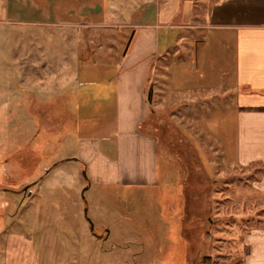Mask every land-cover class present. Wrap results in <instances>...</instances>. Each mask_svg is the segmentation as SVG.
I'll list each match as a JSON object with an SVG mask.
<instances>
[{
    "label": "rangeland",
    "instance_id": "obj_1",
    "mask_svg": "<svg viewBox=\"0 0 264 264\" xmlns=\"http://www.w3.org/2000/svg\"><path fill=\"white\" fill-rule=\"evenodd\" d=\"M57 30L14 21L0 0V264H31L34 250L35 264H245L243 229L263 213L251 203L247 170L223 164L218 141L200 130L204 112H191V129L182 119L180 133L162 119L159 152L170 171L161 188L90 187L69 159L102 119L103 103L78 82L62 83L79 71L88 79L105 54L98 46L110 50L116 38ZM40 207L44 240L15 249L14 236L31 240Z\"/></svg>",
    "mask_w": 264,
    "mask_h": 264
},
{
    "label": "crops",
    "instance_id": "obj_2",
    "mask_svg": "<svg viewBox=\"0 0 264 264\" xmlns=\"http://www.w3.org/2000/svg\"><path fill=\"white\" fill-rule=\"evenodd\" d=\"M8 1L18 23L54 27L63 36L89 30L116 38L108 54L98 46L105 54H97L88 79L79 71L62 83L78 82L79 91L96 92L92 98L103 103L96 111L104 113L102 119L92 123V135L81 137L69 159L85 168L90 187L161 188L170 171H163L159 152L162 119L180 133L182 119L191 129L197 122L191 112H204L199 128L218 141L221 162L252 178L256 198L250 200L263 215L248 222L242 243L245 264H264V0ZM203 163L212 180L211 167ZM50 208L59 213L57 205ZM42 216L40 207L31 240H10L15 249L41 242L47 229ZM37 256L34 250L31 264Z\"/></svg>",
    "mask_w": 264,
    "mask_h": 264
}]
</instances>
